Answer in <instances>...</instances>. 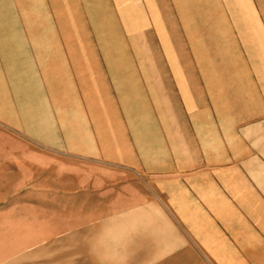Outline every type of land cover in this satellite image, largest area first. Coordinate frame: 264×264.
<instances>
[{"label": "crops", "instance_id": "crops-1", "mask_svg": "<svg viewBox=\"0 0 264 264\" xmlns=\"http://www.w3.org/2000/svg\"><path fill=\"white\" fill-rule=\"evenodd\" d=\"M0 264H264V0H0Z\"/></svg>", "mask_w": 264, "mask_h": 264}]
</instances>
